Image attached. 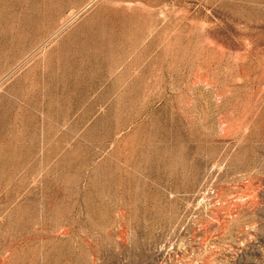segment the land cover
<instances>
[{
    "label": "rangeland",
    "instance_id": "obj_1",
    "mask_svg": "<svg viewBox=\"0 0 264 264\" xmlns=\"http://www.w3.org/2000/svg\"><path fill=\"white\" fill-rule=\"evenodd\" d=\"M0 264H264V0H0Z\"/></svg>",
    "mask_w": 264,
    "mask_h": 264
}]
</instances>
